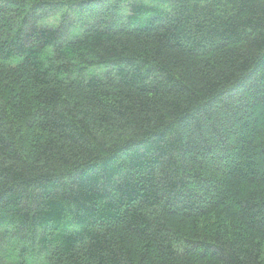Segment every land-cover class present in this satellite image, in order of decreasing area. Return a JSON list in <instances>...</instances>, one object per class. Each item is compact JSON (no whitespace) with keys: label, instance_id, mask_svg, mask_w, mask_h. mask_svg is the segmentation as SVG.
<instances>
[{"label":"trees","instance_id":"obj_1","mask_svg":"<svg viewBox=\"0 0 264 264\" xmlns=\"http://www.w3.org/2000/svg\"><path fill=\"white\" fill-rule=\"evenodd\" d=\"M0 264H264V0H0Z\"/></svg>","mask_w":264,"mask_h":264}]
</instances>
